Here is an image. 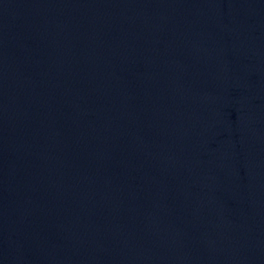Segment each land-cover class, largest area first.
I'll use <instances>...</instances> for the list:
<instances>
[{"label":"water","instance_id":"obj_1","mask_svg":"<svg viewBox=\"0 0 264 264\" xmlns=\"http://www.w3.org/2000/svg\"><path fill=\"white\" fill-rule=\"evenodd\" d=\"M0 264H264V0H0Z\"/></svg>","mask_w":264,"mask_h":264}]
</instances>
